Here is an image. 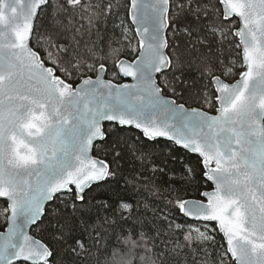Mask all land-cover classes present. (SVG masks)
<instances>
[{
  "label": "snow or ice",
  "instance_id": "obj_1",
  "mask_svg": "<svg viewBox=\"0 0 264 264\" xmlns=\"http://www.w3.org/2000/svg\"><path fill=\"white\" fill-rule=\"evenodd\" d=\"M0 264H264V0H0Z\"/></svg>",
  "mask_w": 264,
  "mask_h": 264
}]
</instances>
